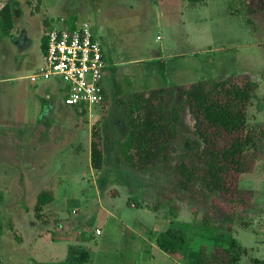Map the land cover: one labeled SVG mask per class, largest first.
Returning <instances> with one entry per match:
<instances>
[{
    "label": "rangeland",
    "instance_id": "rangeland-1",
    "mask_svg": "<svg viewBox=\"0 0 264 264\" xmlns=\"http://www.w3.org/2000/svg\"><path fill=\"white\" fill-rule=\"evenodd\" d=\"M6 1L13 26L0 37V264H192L198 246L223 245L229 236L245 248L236 264H264V137L251 152L252 169L237 181L252 191V205L230 232L216 230V222L199 226L202 209L174 185L175 163L192 138L185 107L165 163L133 170L118 156L125 104L146 87L244 73L255 84L245 124L264 123V0H180L177 11L169 0H40L37 10L36 0H0V6ZM60 17L88 22L103 54L105 101L83 112L62 104L54 79L26 78L42 65L41 38ZM156 54L167 70L181 67L185 78L163 79L155 60L146 62L150 73L141 69L146 85L117 74L133 71L122 62ZM176 97L172 89L168 112ZM91 126L103 145L98 170L89 165ZM42 190L51 200L38 219L33 205ZM167 228L181 230L182 259L156 245ZM21 237L35 243L19 246Z\"/></svg>",
    "mask_w": 264,
    "mask_h": 264
},
{
    "label": "trees",
    "instance_id": "trees-1",
    "mask_svg": "<svg viewBox=\"0 0 264 264\" xmlns=\"http://www.w3.org/2000/svg\"><path fill=\"white\" fill-rule=\"evenodd\" d=\"M39 2L36 0L35 10ZM25 3L30 4L31 0ZM64 22L67 26L73 24L65 19ZM12 26V8L6 1L0 6V37L6 36ZM43 47L44 37L40 42L41 51ZM154 62L165 79L164 63ZM172 89L177 97L174 110L168 112L165 106ZM254 89L255 84L247 74L237 73L134 91L125 104L124 134L118 149L121 163L133 170L165 163L169 157L168 145L176 137L175 122L185 107L192 121V138L187 139L186 150L175 163L174 185L183 191L186 201H196L202 209L199 226L208 227L210 222H216V230L230 232L233 223L239 221L241 210L252 205V191L238 188L237 181L241 173L252 169L251 152L256 151V139L264 137V123L256 127L245 124V109ZM105 95L104 87V98L99 105L105 101ZM91 130L89 165L98 170L102 166L103 145L98 127L91 126ZM208 194H211L209 200ZM50 200L43 190L36 194L33 205L36 218L42 217V206ZM191 212L196 214L197 209ZM182 242L181 230L174 228H167L156 238L157 247L177 259H182ZM244 252L245 248L229 236L223 245H211L208 249L198 246L192 264H236Z\"/></svg>",
    "mask_w": 264,
    "mask_h": 264
},
{
    "label": "built area",
    "instance_id": "built-area-1",
    "mask_svg": "<svg viewBox=\"0 0 264 264\" xmlns=\"http://www.w3.org/2000/svg\"><path fill=\"white\" fill-rule=\"evenodd\" d=\"M43 37L42 65L26 78L32 83L37 79L57 80L65 106L89 110L99 105L104 98L105 63L89 23L67 26L60 17Z\"/></svg>",
    "mask_w": 264,
    "mask_h": 264
},
{
    "label": "crops",
    "instance_id": "crops-1",
    "mask_svg": "<svg viewBox=\"0 0 264 264\" xmlns=\"http://www.w3.org/2000/svg\"><path fill=\"white\" fill-rule=\"evenodd\" d=\"M177 2L180 3V0H169L170 8H172L173 11H177ZM165 5L167 6V4H165ZM166 6H164V8H166ZM156 38H157V36H156ZM159 59L160 58H159V56L157 54H156L155 57H152V58L149 57V58L143 59V60L142 59H137V58L130 59V60L125 61V62H122V63L123 64H131V65H133L132 66L133 67V71L131 72V75L128 74V72L127 73H122L120 71L117 74L120 73V75L124 79V81L126 83H128V84H131V85L133 83V77L134 78H144V79H141V84L142 85H146L147 82H146V79L145 78H147L146 77L147 75L143 76L144 75V72H141V69H143V71H145V73L146 72L150 73L149 71H151V70H150V68L148 66L149 64H147L146 62H150L151 60H159ZM142 62H143V65H138V64H141ZM179 71H181V67H173V68L170 67V71H169V69L167 70V64L165 63V74H166V77L168 78V80H169L170 83H174L172 80H174L175 78H177L178 80H181V78H185V76H184L185 74H183V76H182L181 74H179ZM184 82H186V81H179V83H176L175 82L174 84H177L178 85V84H181V83H184ZM50 83H51V86H52L53 90H55L57 96L59 97L60 94H61L59 82L54 79ZM146 89H149V88L146 87V88H144L142 90H146ZM45 97H47V96H45ZM27 227H29V225H27ZM4 235H6V232H4L2 239H5V236ZM44 241H48L49 243H54V242L51 241L50 238H48V240H47L46 237H40L39 238V242L40 243H44ZM30 242L35 243L34 238H31L30 241L26 242L21 237V240L19 239V246H21V244H22V246L27 245L30 248L31 247ZM9 244H10V242H9Z\"/></svg>",
    "mask_w": 264,
    "mask_h": 264
}]
</instances>
